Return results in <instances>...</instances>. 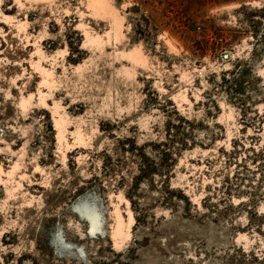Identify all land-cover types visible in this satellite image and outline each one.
I'll list each match as a JSON object with an SVG mask.
<instances>
[{"label":"rangeland","instance_id":"1","mask_svg":"<svg viewBox=\"0 0 264 264\" xmlns=\"http://www.w3.org/2000/svg\"><path fill=\"white\" fill-rule=\"evenodd\" d=\"M99 1L0 0V264H264V0Z\"/></svg>","mask_w":264,"mask_h":264},{"label":"trees","instance_id":"2","mask_svg":"<svg viewBox=\"0 0 264 264\" xmlns=\"http://www.w3.org/2000/svg\"><path fill=\"white\" fill-rule=\"evenodd\" d=\"M247 1H252V0H216L217 3H233V2H240L244 3ZM241 10L246 11L249 19L251 20V27L253 28H258L259 29V24L260 22L254 21V18L259 17L262 20H264V7L259 8V9H250V7L242 5ZM260 35V33L256 32L255 37L257 38ZM261 38L264 40V34L261 36Z\"/></svg>","mask_w":264,"mask_h":264},{"label":"bare ground","instance_id":"3","mask_svg":"<svg viewBox=\"0 0 264 264\" xmlns=\"http://www.w3.org/2000/svg\"><path fill=\"white\" fill-rule=\"evenodd\" d=\"M93 7H95L96 9H102V5H101V2L99 0H94L93 2Z\"/></svg>","mask_w":264,"mask_h":264},{"label":"water","instance_id":"4","mask_svg":"<svg viewBox=\"0 0 264 264\" xmlns=\"http://www.w3.org/2000/svg\"><path fill=\"white\" fill-rule=\"evenodd\" d=\"M225 57H227V55H225Z\"/></svg>","mask_w":264,"mask_h":264}]
</instances>
